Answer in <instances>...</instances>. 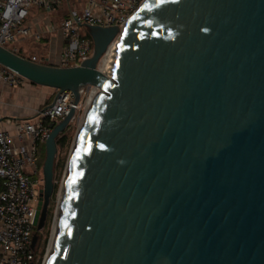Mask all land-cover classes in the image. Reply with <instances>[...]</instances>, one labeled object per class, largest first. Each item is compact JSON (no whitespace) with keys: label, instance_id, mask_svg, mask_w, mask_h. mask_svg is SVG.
<instances>
[{"label":"water","instance_id":"95a60500","mask_svg":"<svg viewBox=\"0 0 264 264\" xmlns=\"http://www.w3.org/2000/svg\"><path fill=\"white\" fill-rule=\"evenodd\" d=\"M88 30L78 67L0 46L2 65L56 96L98 88L48 264H264V0H145L124 29ZM75 115L46 141L38 231Z\"/></svg>","mask_w":264,"mask_h":264},{"label":"built area","instance_id":"2783aa9c","mask_svg":"<svg viewBox=\"0 0 264 264\" xmlns=\"http://www.w3.org/2000/svg\"><path fill=\"white\" fill-rule=\"evenodd\" d=\"M144 1L74 0L78 8H71L69 16L52 27L54 31L61 32L64 41L59 66L78 67L92 57L94 40L89 34L82 33V27L117 26L124 29ZM64 2L5 0L0 4V46L9 48V43L29 35V28L24 22L33 5L52 11ZM37 37L40 38V35ZM29 59L51 64L38 55ZM25 81L24 77L0 63V83L18 85ZM97 92V87L86 86L80 89L81 99L75 103L74 94L64 91L47 107L38 110L33 119L10 122L14 133L0 125V264H33L32 236L36 227L37 195L44 185V179L31 176L39 172L35 157L37 144L46 143L52 125L65 119L72 109L77 113L88 107L91 97ZM46 119L49 123L45 122Z\"/></svg>","mask_w":264,"mask_h":264},{"label":"crops","instance_id":"0c3cea01","mask_svg":"<svg viewBox=\"0 0 264 264\" xmlns=\"http://www.w3.org/2000/svg\"><path fill=\"white\" fill-rule=\"evenodd\" d=\"M5 0H0V4ZM74 0H65L64 6L57 8L49 12H42L36 14L34 8L31 11V18L27 21L26 26L29 28V35L23 36L19 39L17 50L29 51L31 45L29 42L37 38V35L47 37V43L41 46L36 51L32 52L33 55H38V50H44L46 56L44 58L50 61V58H59L62 52L64 41L61 32L54 31L53 25L60 23L67 12L70 11ZM22 48V49H21ZM20 54V53H19ZM40 85H36L29 81H25L22 84L11 85L7 82L0 83V125L6 130L14 133V126L10 122L16 120L33 119L38 110H42L52 102H48L47 99L51 95H55L56 92L52 88L44 87V91L41 90ZM55 99V98H54ZM45 106V107H43ZM17 143V141H15Z\"/></svg>","mask_w":264,"mask_h":264},{"label":"rangeland","instance_id":"374dc122","mask_svg":"<svg viewBox=\"0 0 264 264\" xmlns=\"http://www.w3.org/2000/svg\"><path fill=\"white\" fill-rule=\"evenodd\" d=\"M82 5V4H81ZM64 6V3L62 5H58L56 6V9L61 8ZM82 7V6H80ZM34 8L38 9V10H34ZM71 8H78L77 6V2H74ZM36 12V14H40L42 12H49V10H46L44 8H39L36 5H33V7L31 8V11ZM30 14L27 17V19L25 20L24 24H27V21L31 18L32 14ZM69 13L67 12L65 14L64 17H68ZM82 33H86L89 34V30L87 27H82L81 28ZM89 36H91L89 34ZM92 37V36H91ZM47 37H45L44 35L41 36V38L37 39L34 38V40H32L30 43L31 48H29V51H25V50H17L16 49V45H18L19 39L15 42H11L9 43L7 46L11 49V50H16L18 53H20L21 55H23L26 58H31L32 57V52L37 49H39L41 46L45 45L47 43ZM115 43V42H114ZM113 43V44H114ZM112 44V45H113ZM111 45V46H112ZM39 47V48H38ZM42 48V47H41ZM22 49V48H21ZM37 53L39 54V57L44 58V56H46L45 51L42 50H38ZM49 63L51 64H55V65H60L61 62L59 61V58H50ZM99 66L101 67V69L103 70V66H104V57L102 58ZM107 72V71H105ZM32 83V82H31ZM37 85V84H36ZM41 86V85H40ZM44 87H41V90L44 91ZM55 98V95H51L48 97L47 101L48 102H52ZM94 99V97L92 98ZM45 107V106H43ZM87 108H83L81 111L77 112L75 115V118L70 122V124L65 128V130L60 134L59 137L66 135L67 136V142L66 144L63 145H58V154H57V158H56V163H55V185L57 184L58 188L55 192V196H54V200L52 202V215H51V219L50 222L48 224L47 230L44 233V241L41 244V248L40 250L36 253V257H37V262L36 264L40 263V260L42 258V262L41 264H47V258L48 255L50 254V250H51V243H52V239H53V235H54V231H55V223H56V219L58 216V212H59V206H60V200H61V192L63 190L64 187V183H65V179L68 175L69 172V163H70V158L72 156V152L75 149V145L77 142V138H78V134L81 130V128L83 127L85 121H86V116H87ZM46 123H49V120L46 119L45 120ZM58 137V138H59ZM35 157H36V162H37V166L39 169V172L37 174H31L32 177L34 178H39V179H44V175H43V165H44V161L46 158V143H39L37 144V150L35 152ZM55 218V220H54ZM35 230V228H34Z\"/></svg>","mask_w":264,"mask_h":264},{"label":"bare ground","instance_id":"6f19581e","mask_svg":"<svg viewBox=\"0 0 264 264\" xmlns=\"http://www.w3.org/2000/svg\"><path fill=\"white\" fill-rule=\"evenodd\" d=\"M117 46H118V41H116L112 46H110L109 47V49H108V51H107V53H106V55H105V57H104V66H103V71L105 72V71H107V72H105V73H109L110 72V68H111V65H112V63H113V60H114V56H115V54H116V50H117ZM93 97H95V95H93L92 97H91V99H90V103H89V106H88V108H87V111L89 110V108H90V106H91V104L93 103V100L94 99H92ZM88 113V112H87ZM87 117V116H86ZM65 181H66V179H65ZM62 194H61V200H60V206H59V212H58V216H57V219H56V223H55V233H54V235H53V239H52V243H51V250H50V254L48 255V258H47V264H48V262H49V257H50V255L52 254V251H53V249H54V247H55V245H56V242H55V237H56V235H57V232H58V230H59V218H60V214H61V203H62V199H63V197H64V194H65V183H64V187H63V190H62V192H61Z\"/></svg>","mask_w":264,"mask_h":264},{"label":"flooded vegetation","instance_id":"af4514ba","mask_svg":"<svg viewBox=\"0 0 264 264\" xmlns=\"http://www.w3.org/2000/svg\"><path fill=\"white\" fill-rule=\"evenodd\" d=\"M54 196H55V188H54V192H53V194L51 196L50 203H49V206H48V214H47V218H46L44 227L41 230H39V231L35 227V230L33 231L32 248H33V251L35 252V259H34L33 264H36V262L38 260L37 257H36L37 256L36 253L41 248V244L44 241V233L47 230L48 224H49L50 219H51V215H52V202L54 200ZM40 197H41V193H40V190H39V193L37 195L38 201H39Z\"/></svg>","mask_w":264,"mask_h":264},{"label":"trees","instance_id":"16d2710c","mask_svg":"<svg viewBox=\"0 0 264 264\" xmlns=\"http://www.w3.org/2000/svg\"><path fill=\"white\" fill-rule=\"evenodd\" d=\"M66 142H67V136L66 135H63V136H61V137H59L58 139H57V144L58 145H65L66 144ZM57 188H58V186H57V184L55 185V192H56V190H57ZM41 260H42V258H41ZM40 260V263L39 264H41V261Z\"/></svg>","mask_w":264,"mask_h":264}]
</instances>
